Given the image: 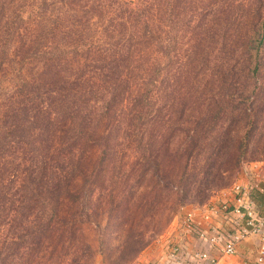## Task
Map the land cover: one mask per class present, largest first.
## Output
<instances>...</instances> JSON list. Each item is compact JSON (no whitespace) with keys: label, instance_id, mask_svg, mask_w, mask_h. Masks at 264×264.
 Instances as JSON below:
<instances>
[{"label":"rangeland","instance_id":"374dc122","mask_svg":"<svg viewBox=\"0 0 264 264\" xmlns=\"http://www.w3.org/2000/svg\"><path fill=\"white\" fill-rule=\"evenodd\" d=\"M162 1L161 11L154 7L150 13L151 37L138 44L139 59H133L143 73L150 71L147 101L141 100L143 92L135 96L140 87L135 83L131 93H122L111 105V148L100 154L86 149L85 178L72 185L83 200H76L80 206L73 203L76 198L59 200L56 228L40 229V206L33 201L25 204L32 214L6 211L0 264H155L167 251L182 208L219 199L233 184L251 177L264 182V0ZM2 16L6 20V8ZM35 38L21 29L10 38L17 50L12 48L8 60L0 62V115L8 108L12 88H19L23 79L39 80V58L29 57ZM55 41H49V50ZM72 58L66 53L62 62ZM83 70L89 73L94 65ZM30 107L31 113L42 111ZM124 122L131 127L125 137ZM57 138L50 142L54 149L47 175ZM19 140L8 144L20 149L13 155L30 157L25 154L30 146ZM8 154L6 147L0 171L20 173L14 167L19 158ZM75 209L79 217L73 215ZM129 232L143 236L147 245L125 262Z\"/></svg>","mask_w":264,"mask_h":264},{"label":"trees","instance_id":"16d2710c","mask_svg":"<svg viewBox=\"0 0 264 264\" xmlns=\"http://www.w3.org/2000/svg\"><path fill=\"white\" fill-rule=\"evenodd\" d=\"M161 6L162 0H0V62L5 57L8 60L12 48L17 50V43L10 38L19 29L29 37L35 34V40L29 44V57L38 56L40 61L38 82L21 80L19 88H12L6 102L8 108L0 115V166L7 147L10 159L19 158L15 161V169H21L20 173L8 172L7 175L0 171L2 234L6 231L7 210L21 215L28 211L32 214L30 206L25 204L31 201L33 205L39 204L37 214H41L38 218L43 222L40 229L47 232L56 228L59 200L76 198L72 200L75 204L76 200H83L84 196L78 197L79 192H73L72 185L76 179L85 178L82 156L88 147L95 148L99 154L111 148L108 141L113 134L108 113L111 105L122 93H131L132 86L137 87L135 83L140 86L135 96L143 92L141 100L147 101L152 84L150 71L143 73L133 59H139L135 56L138 44L151 37V11L154 7L161 11ZM5 8L6 20L2 16ZM85 14L88 19L83 20ZM93 18L95 22L90 21ZM93 28L102 29L103 33H96ZM104 32L107 33L103 35ZM51 39L56 43L49 50ZM66 53L73 54L74 58L63 63ZM88 63L95 69L89 73L83 70ZM23 88L26 90L21 92ZM29 105L41 108L42 113L36 110L31 113ZM133 116L134 119L138 117ZM127 124L124 122L121 128L123 137L131 129ZM56 134L58 148L54 161L48 166L52 173L47 175L48 158L52 159L50 154L54 149L50 142ZM9 137L10 145L21 142L19 138L24 140L26 147L30 146L25 154L31 156L13 155L20 149L17 145L9 147ZM34 154L38 158L35 159ZM11 161L9 164H14V160ZM261 186L263 192L255 198L264 203V183ZM75 211L73 215L79 217L80 213ZM128 239L124 242L125 262L147 245L143 236L133 232L128 233ZM0 247H6V238L0 237Z\"/></svg>","mask_w":264,"mask_h":264},{"label":"built area","instance_id":"2783aa9c","mask_svg":"<svg viewBox=\"0 0 264 264\" xmlns=\"http://www.w3.org/2000/svg\"><path fill=\"white\" fill-rule=\"evenodd\" d=\"M251 178L233 184L219 199L182 208L168 240L166 263L155 264H219L251 236L261 240L255 264H264V215L255 198L263 192L262 182ZM190 240L195 245L189 247Z\"/></svg>","mask_w":264,"mask_h":264},{"label":"crops","instance_id":"0c3cea01","mask_svg":"<svg viewBox=\"0 0 264 264\" xmlns=\"http://www.w3.org/2000/svg\"><path fill=\"white\" fill-rule=\"evenodd\" d=\"M256 203L258 209L260 210L262 215H264V203H261L260 200L256 201ZM188 245L189 247L195 245L194 240H190ZM260 245L261 240L257 236H251L236 248L237 250L235 254L231 256L221 257L219 260V264H255L257 249ZM165 257L166 256L164 254L162 258L164 259L162 260L163 263H166ZM153 262H155V260Z\"/></svg>","mask_w":264,"mask_h":264}]
</instances>
